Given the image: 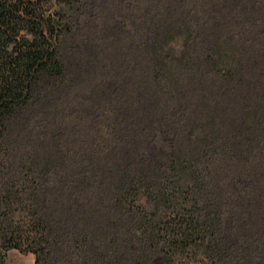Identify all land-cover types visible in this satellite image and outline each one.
Masks as SVG:
<instances>
[{"label":"trees","instance_id":"16d2710c","mask_svg":"<svg viewBox=\"0 0 264 264\" xmlns=\"http://www.w3.org/2000/svg\"><path fill=\"white\" fill-rule=\"evenodd\" d=\"M207 1L125 3L143 12V29L134 39L140 52L136 66L138 86L148 92L151 109L156 113L187 103L193 96L184 97L185 91L193 84L205 106L218 110L200 111L197 126H186L182 112L184 136L171 130V147L159 144L150 157L122 139L120 145L129 146L121 147L123 160L110 174L64 162L51 167L47 162L57 155L40 156L35 150L28 153V171L22 175L27 169L13 165L4 144L10 126L27 116L29 122L38 105L48 107L65 87L70 69L65 43L79 28L78 17L105 3L0 0L2 250L32 254L34 264H139L127 260L122 249L127 240L131 251L161 253L163 264H264V0H252L222 19ZM101 47L97 44L93 55L84 45L80 57L109 74ZM251 54L254 60L248 59ZM252 61L261 70L257 79L245 68ZM77 72L88 70L81 64ZM221 90L232 101L226 114L215 96ZM211 96L215 101L208 100ZM140 105L146 107V100ZM53 190L64 198L79 192L85 205L63 206L56 200L63 212L55 217L47 202ZM97 195L110 214L90 204ZM258 214L263 216L260 229L250 230ZM240 221L249 222L243 223V233Z\"/></svg>","mask_w":264,"mask_h":264},{"label":"rangeland","instance_id":"374dc122","mask_svg":"<svg viewBox=\"0 0 264 264\" xmlns=\"http://www.w3.org/2000/svg\"><path fill=\"white\" fill-rule=\"evenodd\" d=\"M125 1L104 0V7H90L86 15L78 17L79 28L64 46L65 59L70 68L65 87L50 98L52 103L48 107L42 108L38 105L37 116H32L29 122L27 116L11 124L8 140L4 144L10 147L9 156L13 165L27 169L22 175L28 171V153L33 154L35 150L40 156L44 153L57 155L56 161L53 159V162H47L51 167L59 168L65 163L68 167L84 166L89 170L95 169L98 175L103 170L110 174L123 160L119 155L121 147L129 146L128 143L121 146L122 139H129L136 144L135 151H146L150 157L158 150L159 144L166 149L171 147L173 140L168 134L171 130L179 131L180 135L184 136L181 132L183 122L180 121L184 120L181 117L182 112H185L187 118L186 126H197L200 122V111L205 114L213 108L218 110L215 106H205L197 86L193 84L185 91L184 97L193 96L187 103L182 98L185 100L183 103H174L156 113L151 109V103L146 97L148 92L138 86L140 79L136 66L140 52L134 39L139 37L143 29V12L138 8L127 9ZM251 2L252 0H208L207 8L215 11L222 19L223 14L229 15L237 7H247ZM199 8L206 9L204 5H199ZM261 12L262 9L260 14ZM97 44L102 45L101 53L105 64L108 65L109 74L88 58L80 57V47L85 45L94 55ZM250 49L248 48L249 51ZM251 55L248 59L254 60L255 54ZM81 64L87 67L86 74H78L77 69ZM110 65H118L120 68L114 67V70L110 71ZM254 66L255 61L245 63V68L251 70L257 79V72L261 70L254 69ZM245 75L249 77L248 72H245ZM215 96L220 99L219 107L226 114L232 105V101L227 98L228 93L221 90ZM145 100L146 107H141L140 102ZM208 100L215 101V97L211 96ZM142 113L146 114V118L140 117ZM232 123L231 118L230 125ZM233 129L234 127H229L225 135H229ZM135 151L132 152L133 157L137 156ZM117 155L118 160L113 157L112 160L116 162H112V156ZM102 175V178L106 177L107 180V174ZM108 192L110 193V189ZM78 193L74 192L64 198L59 197L57 191L53 190L47 200L49 213L57 217L59 212H63L55 203L60 199L63 206L67 202V206L74 204L78 207L80 202L83 207L85 202ZM96 197L93 202L90 200V204L95 205V210L103 209L110 214L106 204L103 205L102 201H99L98 195ZM262 220L263 216L256 215L252 223L250 222L249 229L253 230L254 226L259 230ZM243 223L249 222L240 221V230ZM241 231L243 233V230ZM131 248V242L123 241L122 249L126 251L127 260L135 259L139 264H163L161 253L148 252L146 249L131 251ZM0 264H34V256L17 250L4 251L0 247Z\"/></svg>","mask_w":264,"mask_h":264}]
</instances>
